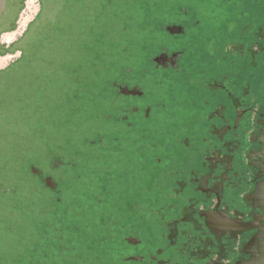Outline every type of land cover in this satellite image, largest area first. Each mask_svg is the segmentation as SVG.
<instances>
[{"label": "trees", "instance_id": "1", "mask_svg": "<svg viewBox=\"0 0 264 264\" xmlns=\"http://www.w3.org/2000/svg\"><path fill=\"white\" fill-rule=\"evenodd\" d=\"M135 1L141 4L134 0H118L116 15L105 9L100 17L89 18L92 27H85L84 30L89 32L91 40L85 38V43H80L83 37L80 26L74 29L68 25L63 30L55 29L64 34L56 38L62 44L58 43L56 47L45 43L38 46L33 41L31 51H24L20 60L4 72L6 77L17 78L13 84L23 90L22 95L7 94L4 100L0 98L1 106L3 104L0 110L11 112L8 113L11 117L20 116L21 113L29 115V119L33 117L31 121L37 118L43 104V99L39 100L38 97L44 98V91L48 88L45 79L49 81L52 78V84H55V81H60L54 78L63 80L64 75L68 89L62 97H54L53 105L57 108L52 119L40 118L41 123L37 128L30 127L33 129L29 131L37 130L36 135L41 136L40 144L45 154L34 158L25 156L26 144L29 143L20 140L24 143L20 147L22 158H13L12 166H8L0 176L4 183L0 187V249L4 252L0 254V264H35L34 254L40 248L45 251H41L43 261L52 258L50 264H63L60 256L52 252L60 250L63 244L71 247L72 251H79L80 248L75 247H81L85 237H88L87 232L98 231L108 220L111 222L112 212L118 206L114 203L115 196L119 200L127 196L121 191L113 194L117 173H123L121 179L124 181L128 177L138 181L139 171H145L144 177L147 178L148 170L156 166V159L153 158L152 165H142L141 157L147 155L149 150L144 142L145 135H142L143 141H135L136 148L132 150L125 139L131 130L125 125L126 128L119 127L116 133L112 128L123 111L122 107L115 106L113 83L127 75L128 70L142 71L146 58L156 47L153 44L157 34L151 31L153 27L149 29L146 26L149 24L146 22L151 20L150 15L145 12L134 17L129 11L130 3L136 4L140 13L142 8L147 7L143 0ZM126 7L128 10L125 12ZM157 18L153 17V26L157 24ZM21 61H24V65L20 64ZM37 77L39 79L35 81ZM45 127L50 131V137H47ZM19 130L16 129L17 135ZM102 130L106 131L105 134ZM101 135L106 136L104 147L98 143L92 146L91 142ZM115 139L119 141L114 146ZM16 149L13 147L11 152ZM128 156L133 165L126 163ZM57 159L70 161L73 167L67 171L69 176L62 179L60 189L51 191L44 186L40 177L32 174L31 166L45 172L52 168ZM13 168L17 171H11ZM130 169L134 172L129 173ZM82 233L84 237L80 235ZM66 235L70 240L65 238ZM91 242L95 243V238ZM13 244L16 245L15 252L8 251V245ZM85 248L83 246L82 251ZM7 252L8 257L5 256ZM14 253H17V257Z\"/></svg>", "mask_w": 264, "mask_h": 264}, {"label": "flooded vegetation", "instance_id": "2", "mask_svg": "<svg viewBox=\"0 0 264 264\" xmlns=\"http://www.w3.org/2000/svg\"><path fill=\"white\" fill-rule=\"evenodd\" d=\"M107 5L116 8L118 0H107L105 6ZM137 10L138 12L131 10L134 17L145 12L151 19L158 17L156 25L153 26L154 22L151 24L149 20L146 26L149 29L153 27L151 31L156 34L158 30L159 33H166L168 36L165 40L160 39L153 44L156 47L146 58L142 71L128 70L127 75L113 83L115 106L123 108L120 116H117V126L112 127L116 133L119 127H127L134 133L138 127L136 125L139 124L131 120L135 115H142L143 120L150 119L154 106L145 102V97L150 91L146 89L147 78L156 86L168 84V81L174 80L173 77L181 72L186 74V64L183 62L186 59V48L182 47L180 39L189 31V21L185 19L188 11L183 8L178 11L169 9L166 15H156L150 13L155 10H150L149 7L142 8L141 13L140 9ZM106 11L108 12V8ZM168 16L171 18L166 21ZM191 22L193 26L199 23L193 19ZM257 35L258 39L263 38L261 32L258 31ZM237 45L230 43L227 46L225 62L228 57H233L232 52L239 49ZM255 47L254 53L261 55L258 61L251 59L248 63L253 69L249 75L252 82H257L264 74V45L261 47L256 43ZM210 54L207 56L209 60ZM4 57H0V60ZM213 61L215 63L217 59ZM235 62L236 60L232 59L229 64ZM191 63L194 66L195 61L190 59L187 67ZM191 77L192 75H187L185 78ZM212 77L207 79L209 83L203 85L213 91L211 95L209 94L210 103L207 102L212 105L213 110L209 115L213 119L210 120L207 114L208 132L212 138L203 139L202 143L208 147L199 145L195 150L194 158L201 155V162L196 166L193 163L188 170L178 166L176 168L174 159H167L165 156L162 160L153 156L155 149H158L157 144L149 147L147 155L143 154L141 159L147 166L153 164L152 158L156 159V166L148 170L147 178L144 177L145 171L143 174L139 173L141 171L137 174V179L142 184L140 187L144 189L143 194L137 195L130 186H126L127 191L125 188L112 189L113 194L121 191L127 195L120 200L121 202L114 201L118 204L113 212L117 221L111 217L112 225L121 226L120 235L125 232L123 227L128 232L121 237H114L110 242L112 249L109 251L102 245V238L96 237L93 246L98 244L99 249L105 252L91 254L98 262L264 264V81L257 86L256 92L246 87L238 98L224 86V83ZM138 90L139 94L136 93ZM244 97H247V100ZM131 132L125 138L128 144ZM105 137L101 135L98 138L101 147H104ZM185 140L187 142V139ZM118 141L115 139L113 145L115 146ZM115 148L117 150V147ZM167 151L170 154L174 152L164 148V152ZM59 161L62 166H55L54 162L52 168L49 167L45 172L41 170L45 177H50L57 183L54 189L49 188L51 191L60 189L61 184L57 182L55 178L57 174L54 175V172L60 168L63 169V174L69 176L67 171L73 167L70 161L62 159ZM163 161L168 166L161 168L160 172L159 166ZM132 172L133 169H130L129 173ZM121 212L126 213V218L131 220L129 226H122L123 223H119ZM100 230H103V226ZM92 239L94 240V237ZM83 246L88 247L87 249L92 248L88 245L86 237ZM104 255L106 257L102 262L101 257Z\"/></svg>", "mask_w": 264, "mask_h": 264}, {"label": "rangeland", "instance_id": "3", "mask_svg": "<svg viewBox=\"0 0 264 264\" xmlns=\"http://www.w3.org/2000/svg\"><path fill=\"white\" fill-rule=\"evenodd\" d=\"M106 1L107 0H0V57L11 55L6 66L0 68V98L2 97L1 99L4 100L7 94L22 95L23 90H21V87L17 89L16 85L13 84L14 80L17 78H13L12 76L6 77L4 72L20 60L24 51H31L33 41H35L38 46H43L45 43L46 45L56 47L58 43H61L56 40V38H61V35L64 36V34L60 33L61 31L56 32L55 29L63 30V28L65 29L68 25L74 29L80 26L83 32V37L80 40L81 44L85 43V38L86 40H91L89 32L84 30L85 27H92L89 24V18L93 19L96 15L100 17L106 8H108V13L113 15H116L118 12L117 8L108 6L109 4L105 6ZM143 1L150 10H155L150 12L151 14L166 15L169 9L178 11L181 8L185 9L186 12L188 11L185 19L189 21V31L186 35H182L180 39L182 47L186 48V59L183 61L186 64V74H182L181 72V74L173 77L174 80L168 81V84L164 83L156 86H154V83H151L152 80L147 78L149 87L146 86V89L150 91L145 97V102L150 103V105L154 107L152 108L149 120L141 119L142 115H135L131 118L132 122H139V124L136 125L138 126L137 130H134V133L129 136V145H131L132 150H134V148H136L135 141L139 139L143 141L142 135H145L146 138L144 142L150 148L154 144L158 146L153 156L162 158V160L167 156V159L172 158L175 160L176 163L174 167L178 166L181 169L188 170L192 167L193 163H195L194 166H196L201 162V155H197V157L194 158L196 147L199 145L205 146L202 140L212 138L208 132L209 121L207 122L206 116L208 114V118L210 120L213 119L210 117L211 115H209L213 110L212 105L207 104L209 99H211L209 98V94L211 95L213 91L206 86L203 87L204 83H209L207 79L210 76L219 79V82L224 83V86L238 98L241 97L246 87L248 89H254V92H256L257 86L264 81V74H262L257 82H252V78H250L249 75L253 72V69L251 67L252 65H248L251 59L258 61L260 58L261 54L254 53L256 48L255 44L258 43L261 47L264 45V0ZM134 2L137 4L140 3V1L135 0ZM32 3L37 6V11L34 13L31 11L33 8ZM129 7L130 12L131 10L133 12H138L136 4L133 5L130 3ZM74 9L75 11H73ZM124 10L126 12L128 8L126 7ZM25 13L33 15L31 21L22 32L16 35L14 41L9 43L10 38L8 36L3 38L4 35L20 31V21ZM170 18L171 16L166 17V21ZM192 19L197 20L199 22L198 25L193 26L192 22L190 23ZM158 21L159 18L155 20L156 23ZM153 22L154 19H151L150 23L153 24ZM71 24L75 25V27ZM258 31L263 34L262 39H258ZM157 33L158 38H156V41L160 39L163 41L168 36L166 33H159L158 30ZM54 42L57 43L54 44ZM230 43H237L239 49L232 52L233 57H228L225 62L224 59L227 46L230 45ZM209 54L211 56L210 60L207 58ZM190 59L195 61V64L193 66L191 63L190 66L187 67ZM216 59L217 61L214 63L213 60ZM232 59H235L236 62L229 64ZM20 64L24 65V61H21ZM50 75L53 76V73L51 72ZM187 75H192V77L185 78ZM154 77L157 78V76ZM38 79L39 77L35 78V81ZM54 80H59L60 82L55 81V84H52V78L49 81L48 79L44 81L48 84V88L46 87L44 91L46 93L44 94V98L42 96L38 97L39 100L43 99L42 111L39 115L37 114L38 116L34 121H31L33 117L30 119L28 118L30 117L29 115H21V113H19L20 116L15 115V117H11V115L8 114L11 112H2V110H0V176L6 171L8 166H12L13 158L18 160L22 156L20 147L24 143L20 142V140H24L25 144L29 143L26 144L27 152L25 156L29 155L34 158L45 154L40 144L41 136L36 135L38 131L32 132L29 130L37 128V125L41 123L40 118L44 120L52 119L53 112L57 108L53 105L54 97L58 95L62 97L67 91L68 86L64 83V75L63 80L58 78H54ZM37 91H39V87ZM53 93H55V96ZM136 93L139 94V90ZM245 99L247 100V97ZM231 111L232 110H230V112ZM29 124L31 125L28 127ZM45 128L47 137H50V131L48 132L47 127ZM16 129L19 130L18 135L16 134ZM25 132L27 135H25ZM105 132V130H102V133L105 134ZM28 133L30 135H28ZM54 134L57 135V132ZM185 139H187V142ZM97 143L98 139L92 142V146H95ZM36 144L39 146H36ZM13 147L17 149L11 152ZM37 147L38 150L35 151ZM164 148L174 150L173 154H170L168 151L164 152ZM191 159L193 160L192 162ZM126 160V163L132 164L130 156H128ZM166 164L167 163L164 161L160 164V172L161 168H167L168 165ZM55 166H62L61 162L56 160ZM11 171L16 172L17 169L13 168ZM31 172L40 177L45 187L50 189L57 187L55 185L56 181L50 177L43 176L39 167L31 166ZM55 173L57 174L55 178L58 183L62 182L63 178L67 177L63 174V169L59 168V170L54 172V175ZM121 174L123 173H117L114 177V188L120 190L126 188V186H130L133 187L137 195L143 194L144 189L140 187L142 184H140L139 181L130 180L129 177L127 181H124L121 179ZM5 175L6 173L4 176ZM158 180V183H160V178H158ZM2 181L3 178H0V187L4 184ZM114 199H116L115 201L121 202L117 196ZM109 203H111V201ZM126 217V213H120L118 219L119 223H123L122 226L130 225L131 220ZM112 218L115 222L117 221V217L113 212ZM108 222L109 220L105 223L102 231L98 229V231L89 234L88 232L86 233L89 246L93 245V242H91L93 237L96 238L100 236L103 240L102 245H105L109 251L112 249V243L110 244L112 239L114 237H121V235L128 232V230L126 231L123 227L125 232L120 235L119 227L121 226H113L112 221ZM80 235L84 237V233ZM65 238L70 240L69 235H66ZM0 246L2 247V245ZM15 246V244L8 245V251L11 250L15 252ZM75 248H80V250L72 251L71 247L68 248V246L63 244L60 250L53 251L52 254L59 255L63 264H103L98 262L95 256H91V254H99L101 252L105 254L104 251L99 249L98 244L83 252H81L83 244L81 247L78 245ZM41 251H44V248L38 249L34 254L35 264H50L52 258L43 261L44 259L41 257ZM3 253L2 249H0V254L3 255ZM125 253H128V251H125ZM14 254L17 257V253ZM8 255L9 252H7L5 256L8 257ZM76 257L77 259L74 260ZM105 257L106 255L101 257L102 262ZM120 264L130 263L121 262Z\"/></svg>", "mask_w": 264, "mask_h": 264}, {"label": "bare ground", "instance_id": "4", "mask_svg": "<svg viewBox=\"0 0 264 264\" xmlns=\"http://www.w3.org/2000/svg\"><path fill=\"white\" fill-rule=\"evenodd\" d=\"M33 4V3H32ZM33 13L37 11V6L33 4V8L31 10ZM33 15L29 14V13H25V15L22 16L21 21H20V31H16L13 33H9V34H5L3 38H5L6 36H8L10 39V42L14 41V39L16 38V35L19 32H22L23 29L27 26V24L31 21ZM19 37V36H18ZM9 42V43H10ZM11 58V55H6V57H4L3 60H0V68H3L4 66H6V64L8 63L9 59Z\"/></svg>", "mask_w": 264, "mask_h": 264}]
</instances>
